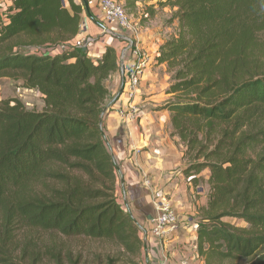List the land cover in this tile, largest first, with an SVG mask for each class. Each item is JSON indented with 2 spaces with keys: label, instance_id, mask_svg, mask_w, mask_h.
Returning <instances> with one entry per match:
<instances>
[{
  "label": "trees",
  "instance_id": "trees-1",
  "mask_svg": "<svg viewBox=\"0 0 264 264\" xmlns=\"http://www.w3.org/2000/svg\"><path fill=\"white\" fill-rule=\"evenodd\" d=\"M121 1L132 9L150 2L146 19L174 8L176 30L154 60L174 73L162 108L185 148L182 173L194 188L207 176L206 204L197 210L199 258L264 264V72L235 81L232 71L263 0ZM81 13L73 0H10L0 19V78L19 81L43 101L35 110L17 98L0 100L2 220L10 231H56L114 247L96 264H140L142 240L117 202L99 125L118 56L107 46L92 60L69 45ZM0 264L24 263L0 244Z\"/></svg>",
  "mask_w": 264,
  "mask_h": 264
},
{
  "label": "crops",
  "instance_id": "crops-1",
  "mask_svg": "<svg viewBox=\"0 0 264 264\" xmlns=\"http://www.w3.org/2000/svg\"><path fill=\"white\" fill-rule=\"evenodd\" d=\"M73 1L82 6L79 30L94 35L91 30L98 23L97 0ZM149 3L137 2L136 6L140 4L145 7ZM173 10L169 6L157 8L154 16L145 22V29L154 26L157 15L172 14ZM112 35L102 28L99 38L95 39L94 36L86 52L90 59L96 60L107 46H111L118 56V69L106 81L109 95L101 115L100 128L103 142L114 162L117 202L137 225L142 240L140 264H158L162 260L170 264H179L182 260L189 264H205L197 253V210L206 204L207 194L200 193L198 186L194 190L182 173L185 148L178 137L171 134L170 112L162 108L172 98L164 84L165 64H158L154 60L164 40L156 44L148 59L149 67L145 69L139 84L130 88L124 84V72L134 58L127 51V46L118 50ZM138 39L142 47H148L153 42L142 33ZM62 49L61 46L57 47L52 53ZM205 173L207 170L201 175ZM159 191L169 198L179 217L178 230L163 239L151 232L152 220L157 215L155 196ZM226 221L243 224L241 220L231 218H226Z\"/></svg>",
  "mask_w": 264,
  "mask_h": 264
},
{
  "label": "rangeland",
  "instance_id": "rangeland-1",
  "mask_svg": "<svg viewBox=\"0 0 264 264\" xmlns=\"http://www.w3.org/2000/svg\"><path fill=\"white\" fill-rule=\"evenodd\" d=\"M119 2L132 24L137 28V39L139 34L142 33L148 36V40H153L152 44L148 46L150 47L149 52L147 51L148 47H142L139 44L142 51L151 58V53L156 48V44L158 45L173 33L176 30L177 23L170 21V13L157 15V18L153 21L154 26L145 29V22L149 18L146 19L143 14L144 5H135V9H132L124 1L119 0ZM9 3L10 0H0V19L3 18V13ZM97 22V25L93 26L91 30L94 35L92 34L90 37L94 39L95 36V39H98L102 28H105L116 39L114 44L117 45L118 50L120 47L123 49V47L130 46L131 39L126 37L123 30L117 25L108 24L100 13ZM246 26V36L241 40L239 51L234 57L236 59L232 71L235 81L254 77L264 72V0L257 6V14ZM121 36L126 37V41ZM133 39L136 40V38ZM165 74L164 84H166L167 89L173 82L174 73L166 67ZM6 98H17L28 109L41 110L43 108L42 97L38 92L26 90L21 87L19 81L3 76L0 78V100ZM205 179L204 177V181L198 185L202 194H207L209 190ZM194 190L196 189L194 188ZM0 244L2 247L8 246V249L13 251L18 260L24 264H96L97 257L103 258L106 254L114 252V247L110 244L83 237H65L56 231L28 228L18 231L17 228H13V231H10L9 228L4 227L1 207Z\"/></svg>",
  "mask_w": 264,
  "mask_h": 264
},
{
  "label": "built area",
  "instance_id": "built-area-1",
  "mask_svg": "<svg viewBox=\"0 0 264 264\" xmlns=\"http://www.w3.org/2000/svg\"><path fill=\"white\" fill-rule=\"evenodd\" d=\"M99 13L110 25H117L123 30L126 37L130 38V46L128 52L131 54L134 61L126 68L124 72V84L130 88L136 87L142 75L145 73V69L149 67L148 59L149 55L142 51L137 39V28L132 24L124 11L119 0H97ZM124 37V36H121ZM126 37L125 40L127 39ZM93 41L84 30H79L78 34L69 42V45L76 48H87ZM128 42V40H127ZM155 207L157 215L152 220L151 232L153 235L163 239L167 235L175 232L179 228V217L174 208L172 207L170 200L167 196L160 191L156 193ZM158 264H170L166 260L158 262ZM179 264H189L186 260H182Z\"/></svg>",
  "mask_w": 264,
  "mask_h": 264
},
{
  "label": "water",
  "instance_id": "water-1",
  "mask_svg": "<svg viewBox=\"0 0 264 264\" xmlns=\"http://www.w3.org/2000/svg\"><path fill=\"white\" fill-rule=\"evenodd\" d=\"M81 50H82V51H86V48L83 47V48H81ZM99 125L101 126V118H100V123H99Z\"/></svg>",
  "mask_w": 264,
  "mask_h": 264
}]
</instances>
